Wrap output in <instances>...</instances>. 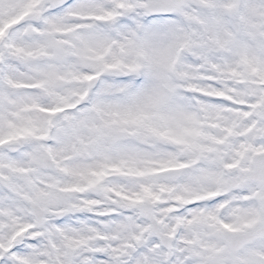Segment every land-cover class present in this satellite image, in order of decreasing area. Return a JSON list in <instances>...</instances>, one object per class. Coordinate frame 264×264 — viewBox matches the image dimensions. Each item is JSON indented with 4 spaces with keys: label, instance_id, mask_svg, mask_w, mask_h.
Wrapping results in <instances>:
<instances>
[{
    "label": "snow or ice",
    "instance_id": "6c2138e0",
    "mask_svg": "<svg viewBox=\"0 0 264 264\" xmlns=\"http://www.w3.org/2000/svg\"><path fill=\"white\" fill-rule=\"evenodd\" d=\"M0 264H264V0H0Z\"/></svg>",
    "mask_w": 264,
    "mask_h": 264
}]
</instances>
